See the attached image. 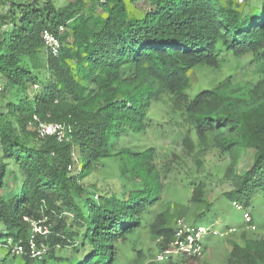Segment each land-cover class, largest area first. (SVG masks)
<instances>
[{
  "label": "trees",
  "instance_id": "16d2710c",
  "mask_svg": "<svg viewBox=\"0 0 264 264\" xmlns=\"http://www.w3.org/2000/svg\"><path fill=\"white\" fill-rule=\"evenodd\" d=\"M129 2L136 14L124 0H0V246L22 245L24 264H118L120 245L148 225L164 238L157 253L169 249L174 227L165 226L171 204L162 197L161 171L172 169L158 167L155 148L143 140L158 130L149 110L163 101L187 133L230 157L223 179L231 190L221 201L242 211V220L248 214V227L264 229V0L249 7L231 0ZM44 32L58 38L57 56ZM227 54L247 58L240 70L259 80L229 75L190 97L188 71L219 68ZM39 122L63 124L64 138L40 137ZM189 140L184 134L183 143ZM108 159L129 182L120 192L88 180ZM186 185L203 209L188 226L209 227L200 224L209 220L203 183ZM24 218L49 228L45 239L35 236L48 247L41 259L29 256ZM208 249L205 242L204 254ZM225 263L264 264V239L240 232Z\"/></svg>",
  "mask_w": 264,
  "mask_h": 264
},
{
  "label": "rangeland",
  "instance_id": "374dc122",
  "mask_svg": "<svg viewBox=\"0 0 264 264\" xmlns=\"http://www.w3.org/2000/svg\"><path fill=\"white\" fill-rule=\"evenodd\" d=\"M71 0H56L57 6H64ZM130 14H136L130 0H124ZM226 1V0H222ZM233 3L238 2L240 5L250 6L256 0H231ZM219 68L208 65H200L191 69L187 73L190 80V88L187 94L192 97L201 87L214 86L224 80L229 75H236L240 83L259 80V75L249 72L246 67L240 70L247 58L236 60L232 55L223 56ZM2 87L0 81V88ZM166 101V100H165ZM171 105L168 102H157L149 110L150 117L158 127L157 131L148 130L143 136L145 145L155 148V159L158 167L172 169L170 173L161 171L165 189L163 199L171 204L168 218L165 217V226H173L177 218L182 219L184 223H190L195 216L203 211L198 205L191 201L192 190L187 187V183L202 182L204 186L203 196L209 203L208 221L200 224L209 225L210 228L216 229L219 234L213 239H209L208 251L199 260L198 264H226L225 259L229 253L230 241H238L240 232H245L247 236L264 239V229L248 227L246 219L242 220V211H237L228 206V203L222 202V195L231 190L229 180H224V171L230 164V157L219 156L213 148L212 141L209 139L205 143L197 140L193 133H187V129L176 123L169 117ZM189 136V141L183 143V135ZM112 159L103 161L93 176L88 180L95 184L100 190L122 191V186L129 187V182L119 175L118 167ZM223 179V180H222ZM210 212V213H209ZM153 221H155L153 219ZM212 221V222H210ZM243 222V224H242ZM153 223V222H151ZM242 228H239L241 226ZM246 225V226H245ZM149 226V225H148ZM145 227L139 237L132 242L125 241L120 245L118 252V264H148L153 262L157 255V238L150 232L149 227ZM231 227L227 231L222 229ZM140 251L142 258L136 257V252ZM9 246H0V264H24V260L10 252ZM174 263L183 264L178 257H174ZM155 262V261H154ZM168 260L161 264H167ZM173 264V263H170Z\"/></svg>",
  "mask_w": 264,
  "mask_h": 264
},
{
  "label": "built area",
  "instance_id": "2783aa9c",
  "mask_svg": "<svg viewBox=\"0 0 264 264\" xmlns=\"http://www.w3.org/2000/svg\"><path fill=\"white\" fill-rule=\"evenodd\" d=\"M64 27L60 26L58 32L61 33ZM44 43L49 47L53 55L57 56L59 53L60 43L57 37L54 35L44 32L42 35ZM38 135L40 137L44 136H55L57 140H62L65 136V128L63 124L60 123H43L39 122L36 128ZM237 209L240 206L234 204ZM246 222L249 221L248 214H243V219ZM31 228V235L28 239V253L31 258L41 259L48 251V247L44 243H37L35 236L39 235L45 239L49 235V228L45 225H41L40 221L33 219L24 218ZM209 235L217 236L221 235L216 229L204 226L190 227L188 224L184 223L182 219H177L174 225V236L173 241L170 242L169 249H166L160 253H157L154 261L157 263L166 262L172 256L182 255L189 257H199L202 255L204 249V241ZM163 237H159L157 242H162ZM12 252L15 255H21L23 253L22 245H16Z\"/></svg>",
  "mask_w": 264,
  "mask_h": 264
},
{
  "label": "clouds",
  "instance_id": "9594fccd",
  "mask_svg": "<svg viewBox=\"0 0 264 264\" xmlns=\"http://www.w3.org/2000/svg\"><path fill=\"white\" fill-rule=\"evenodd\" d=\"M206 241V240H205ZM204 245H205V243H204ZM205 254H204V249H203V252H202V255L201 256H199V257H193V258H202L203 256H204ZM174 257H178V259L180 260L182 257H184V256H182V255H176V256H172L169 260H168V262H171V261H173L175 258ZM186 257H189V256H186ZM154 262V261H153ZM175 262V261H174ZM154 263H156V264H161V263H157V262H154ZM162 263H164V262H162Z\"/></svg>",
  "mask_w": 264,
  "mask_h": 264
}]
</instances>
